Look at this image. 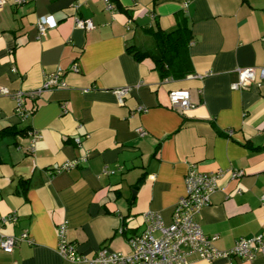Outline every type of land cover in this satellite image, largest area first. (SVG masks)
Returning a JSON list of instances; mask_svg holds the SVG:
<instances>
[{"label":"crops","instance_id":"crops-1","mask_svg":"<svg viewBox=\"0 0 264 264\" xmlns=\"http://www.w3.org/2000/svg\"><path fill=\"white\" fill-rule=\"evenodd\" d=\"M110 2L112 11L104 0H5L0 9V88L34 91L60 70L66 85L28 100L26 119L0 96V217H17L0 222V242L24 233L31 241L11 254L0 247V264H88L59 254L65 223L79 256L128 254L146 213L172 223L192 166L223 172L197 217L216 249L264 237V85L232 89L237 69L264 66V0ZM41 18L57 24L44 36ZM159 32L175 33L170 54L186 77H164ZM172 91H189L194 107L172 108ZM189 262L264 264V255Z\"/></svg>","mask_w":264,"mask_h":264},{"label":"built area","instance_id":"built-area-1","mask_svg":"<svg viewBox=\"0 0 264 264\" xmlns=\"http://www.w3.org/2000/svg\"><path fill=\"white\" fill-rule=\"evenodd\" d=\"M107 9L112 11L114 6L110 0H104ZM16 4H24L26 0H14ZM5 0H0V9ZM77 27L84 30L94 28L92 21L76 20ZM56 22L51 18H41L38 27L41 35H46L48 29L56 27ZM239 80L232 85L233 90H245L253 84L261 87L264 85V66L255 69H237ZM191 79H201L200 75H190ZM62 81L61 70L47 77L43 86L37 90L11 93L6 88H0V96H9L16 102V113L21 119L31 116V112L26 107L28 100L39 98L45 91L53 88L65 87ZM123 103L126 96L130 94V88H122L116 91ZM170 103L174 109L188 111L194 107L191 102L189 91L170 92ZM139 111H143L140 108ZM141 135H145L141 132ZM37 137V136H36ZM37 139H34V143ZM34 146V145H33ZM86 158L79 161L70 162L64 165L58 172L77 167L80 163H85ZM231 178L235 179L244 175L243 171H228ZM223 177L220 170L216 173L201 171L198 167L192 166L185 177L186 195L179 199L170 225H165L161 215L156 212H148L144 215L145 230L142 234L131 237L128 240L130 252L116 253L108 249H103L93 258L79 256L75 246L67 240V224H63L59 229V254L74 263L88 264H190L192 256H198L208 262L219 259H232L238 257L252 261L258 254L264 255V237L254 239H240L235 246L228 251L216 249L214 243L217 236H206L198 224L197 217L201 211L210 205L211 197L218 189V183ZM264 204V196L262 197ZM17 221V217H0V222ZM23 241L31 242L27 233L21 236H4L1 239L0 247L6 253H13L15 247Z\"/></svg>","mask_w":264,"mask_h":264},{"label":"trees","instance_id":"trees-1","mask_svg":"<svg viewBox=\"0 0 264 264\" xmlns=\"http://www.w3.org/2000/svg\"><path fill=\"white\" fill-rule=\"evenodd\" d=\"M175 33L172 34H166L163 32H159L158 33V41L160 43V46L163 47V54L161 56V58L158 60V64L160 67V70H162V73H164V77L166 78L168 76L167 73H172L174 77L179 76V77H186L188 74L185 73L184 71H181L180 69L177 68V66L175 67V59H173V57L171 56V42L175 44L176 40L172 39L171 40V36H173ZM171 45V46H170ZM174 47V46H173ZM174 62V64H173ZM174 65V67L171 68V66ZM171 68V70H170ZM179 73V75H178ZM15 133V132H12ZM7 132H3L0 137H3L4 135H6Z\"/></svg>","mask_w":264,"mask_h":264}]
</instances>
